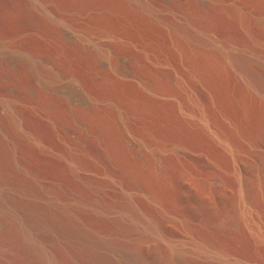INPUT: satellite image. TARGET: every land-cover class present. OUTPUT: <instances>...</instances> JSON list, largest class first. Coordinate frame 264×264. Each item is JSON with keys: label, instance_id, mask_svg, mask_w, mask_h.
Wrapping results in <instances>:
<instances>
[{"label": "bare ground", "instance_id": "1", "mask_svg": "<svg viewBox=\"0 0 264 264\" xmlns=\"http://www.w3.org/2000/svg\"><path fill=\"white\" fill-rule=\"evenodd\" d=\"M40 1L58 13L54 2ZM73 1L87 15L95 49L68 50L59 29L53 66L70 64L87 95L88 106L74 109L92 142L87 171L93 184L136 198L139 211L128 214L148 232L115 253L123 245L97 215L118 208L123 218V208L111 200L93 204L88 264H264V0ZM17 122L45 143L34 127ZM18 161L32 182L49 178L40 161ZM2 164L0 187L31 189ZM21 200L10 203L21 215L18 226L45 247L42 232L65 254L78 251L81 219L71 206L65 218ZM143 242L151 244L150 258L140 253ZM63 252L45 258L65 264Z\"/></svg>", "mask_w": 264, "mask_h": 264}, {"label": "rangeland", "instance_id": "2", "mask_svg": "<svg viewBox=\"0 0 264 264\" xmlns=\"http://www.w3.org/2000/svg\"><path fill=\"white\" fill-rule=\"evenodd\" d=\"M50 1L54 2L51 6L58 13L52 12L40 0H0V162L13 181L27 182L32 186L31 189L26 188V192L14 185L0 187V264H49L45 256L52 250L60 252L61 248L64 250L65 264H88L89 234L86 223L93 215L95 204L105 206L110 200L113 205L123 208V218L120 217L118 208L112 209L116 212L110 216L98 213L97 217L103 229L111 227L119 237L123 247L114 249L115 253L126 251L129 241L148 235L147 230L140 224H135L129 215L132 214L131 210L139 211L136 198L126 196L118 187L108 188L103 184L92 183L91 172L87 171H90L88 154L92 149V142L85 127L74 115L77 106L84 109L88 106L87 95L80 83L72 78L70 64H61V69L54 68L53 62H57L54 51L57 44L54 39L61 29L68 50L78 46L83 50L80 53L88 54L95 48L90 41L92 36L86 22L87 15L76 10L74 1ZM44 24L49 31L47 36L44 33L45 37L42 30L38 32V27H46ZM22 47L35 48V54L32 55L33 51L27 53L21 50ZM45 51L49 53L46 54ZM17 120L34 127L45 143H39L26 133L23 127L18 126ZM77 128L81 130L80 134L75 131ZM71 140L75 143H72L73 146L70 145ZM28 158L40 161L48 170L49 178L32 182L24 166L18 161ZM70 158L77 159L78 166L73 165ZM62 187H66L68 191ZM23 191L28 195L21 194ZM128 197L134 204L133 201L131 204ZM21 199L24 203L27 201L40 206H52L62 216L64 211L70 215V211L74 210L72 216L76 221L81 219L79 231L83 240L81 238L76 253L78 256L82 254V262L77 261L74 251L71 255L75 254V257L65 254L63 245L51 240L48 233L42 232L40 237L37 235L48 244L45 247L21 223L18 226L21 215L11 204L17 205L15 202ZM65 215L63 217L67 218ZM4 236L10 237L6 239ZM141 245L140 253L150 258V242H143Z\"/></svg>", "mask_w": 264, "mask_h": 264}]
</instances>
